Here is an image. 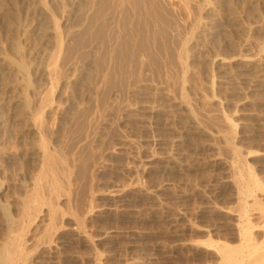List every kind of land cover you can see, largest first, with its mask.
<instances>
[{
	"label": "rangeland",
	"instance_id": "rangeland-1",
	"mask_svg": "<svg viewBox=\"0 0 264 264\" xmlns=\"http://www.w3.org/2000/svg\"><path fill=\"white\" fill-rule=\"evenodd\" d=\"M114 1L0 0V251L21 225L39 242L25 264H207L196 242L232 233L224 164L264 189V1L128 0L112 24ZM56 22L67 41L49 79ZM240 78L258 92L245 98ZM40 111L44 132L20 136ZM41 139L70 168L73 212L61 204L52 226L32 197L21 206L42 176L29 158Z\"/></svg>",
	"mask_w": 264,
	"mask_h": 264
},
{
	"label": "bare ground",
	"instance_id": "bare-ground-1",
	"mask_svg": "<svg viewBox=\"0 0 264 264\" xmlns=\"http://www.w3.org/2000/svg\"><path fill=\"white\" fill-rule=\"evenodd\" d=\"M38 1L40 3L41 7L44 9V11H46L47 0H38ZM112 4L113 5H112L111 9L109 10L110 12L108 13V15L106 17H107L108 21H110V23L113 24L115 22H119V19L122 17L123 13H125V9L129 3H128V0H117V1H114ZM128 8H129V5H128ZM91 11H89V12H87V14H85L86 15L85 18L89 15V13ZM106 17H105V19H106ZM57 23L58 22L54 23V25H53L54 26V29H53L54 34L53 35L55 38L54 39L55 40V46H54L55 51H54V55H53L54 63H52L53 65L52 66L50 65L51 67L48 68L46 71L47 77H49V79L52 78L53 76L56 77V74L58 73L59 67H61L60 66V60L65 55V53H63V49H64L65 41H67V36H64L62 34V32L60 30L61 28H59L60 25H58ZM223 59L224 58H222V60L218 59L217 63L218 64H226L227 61H224ZM228 60H230V58ZM246 60H248V59H246ZM246 60H244V61H246ZM248 61L251 62L250 59ZM233 62H235V61H233ZM61 65H64V64L61 63ZM227 66H228V64H227ZM243 72L242 73L240 72V73L243 74ZM235 75H237V74H235ZM245 75L246 74L244 73V76ZM239 77H240V75H239ZM241 78L243 79V77H241ZM241 78H240V81L238 83L240 85V91H241V93H243L245 95V98L247 95L249 96V95H252V94H255L258 92V85L254 82H251V84L249 86H247L248 88L246 87L247 89H244V87H243L244 82H242ZM234 89H235V87H234ZM53 90L49 89L44 94L45 98H43V100L46 99L45 100L46 104L52 103V98L55 96ZM229 91L231 93L234 92L231 90H229ZM240 91H239V93H240ZM185 98H186V96H185ZM181 106H182V108L183 107L186 108V105L184 103H182ZM181 106H180V108H181ZM40 107L41 106H39V108ZM45 107L46 106H44L43 108L45 109ZM186 109L188 112V108H186ZM40 113H41V115H39V116H38L39 113H37V117L35 119L34 118H33V120L30 119L31 121L27 120V124L25 125V128H20V131H19L20 136L28 135V134L41 135V133L44 132V131L42 132V130L44 129V128H42L43 127L42 116L44 114V111H40ZM189 125H190V123H189ZM87 129L89 130L90 128H87ZM91 129H93V128H91ZM177 131L178 130H176L175 132H177ZM192 133H193L192 128H188V127L181 128L176 133L177 135L173 139L174 141H173L172 145H173L175 151L179 152L180 156L184 155V153H180V152L187 151V149L192 148V145H191L192 144V139H191ZM40 143H41L40 144L41 146H39L40 148L38 150H36V152H34V151L31 152L32 156L29 155L30 156L29 158H30V160H34V158H36L37 160L40 161V163H41V171H40L41 173L40 174L42 176L40 179H38L37 181H35L33 183V186L30 188L29 192L27 191L29 193V195L27 196V199L23 200L21 206L24 209V212L26 210H28V208H29L28 207V203H29L28 198L32 197L31 198L32 199L31 204L34 207V209L38 210L37 213L39 212L40 216H46L48 218V222H49L48 225L52 226L53 224H55L56 219L59 215V212H60L59 206L61 204L65 205L68 211L73 212V210L71 208V204H70V202H71L70 193H69V190L67 189L69 186L68 183L70 182L69 181L70 180V170H69L70 168L67 166V164H65L66 161L64 160L65 161L64 162L63 159L60 157V155H58L56 152L49 149L48 143L45 142V139H41ZM229 147H231L230 144H229ZM234 148H230V149H226V150H229V152H232L233 154H237V153H235L237 151ZM229 154H231V153H229ZM34 155H36V156H34ZM29 158H27V159H29ZM235 158L237 160H239L240 157L238 158L237 156H235ZM71 160H72V158H71ZM243 160H242V162H243ZM176 163H175V165H177ZM238 163L241 164V161ZM59 164L61 165V167L62 166L66 167L64 174H62L64 176L66 173V179L63 180V181L66 180L65 184L60 182V179H59V173H58V169H57V165L60 166ZM224 166H227L229 173L233 174V177H231L230 179H227L223 188L221 190H219L216 195H217V198L221 199V198H225L224 197L225 195L230 194L231 201H233V204H234L233 208L229 207L226 209V211H223L220 209L223 214L227 215L228 217H230L233 220L231 225H230V229L228 228L230 231H232V233L231 234H225L223 237H221L217 240L212 239L210 236L205 241L196 242V246L199 248L201 247L202 249H204L208 253V263L207 264H264V189L255 180V178L251 175V173H248L245 177L240 176L241 178H236V177H234V170L236 169V165L225 163ZM237 166H239V165L237 164ZM145 169H147V168H145ZM236 170H238V169H236ZM134 185H136V184H134ZM60 194H63V196L60 197ZM227 198H228V196H227ZM221 200H223V199H221ZM29 206H31V205H29ZM32 212L34 213V211H32ZM34 218H36V217H34ZM72 218H73V216H72ZM63 219H64V217L61 216L60 217L61 223H62ZM60 222H58V223H60ZM74 223L76 224L79 222H77V220L76 221L74 220ZM16 227H17V224H16ZM23 229H24L23 226L20 225V227L18 226V229H16L14 234L12 236L10 235L11 237L8 239V242L6 243L4 248H2V250L0 251V264H20V263L25 264L26 259H27V255H28L27 250L30 247H33V248L39 247V245H38L39 242L37 243L34 241L35 243L27 244L28 242H26V240H25L27 234H25ZM28 230L29 229H27V231ZM44 232H46V231H44ZM77 232L78 231H76V233ZM79 233H80V231H79ZM193 245H194V243L192 244V246Z\"/></svg>",
	"mask_w": 264,
	"mask_h": 264
}]
</instances>
